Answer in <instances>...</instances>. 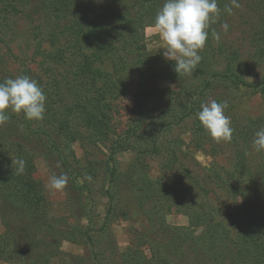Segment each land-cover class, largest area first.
Segmentation results:
<instances>
[{
    "label": "trees",
    "instance_id": "obj_1",
    "mask_svg": "<svg viewBox=\"0 0 264 264\" xmlns=\"http://www.w3.org/2000/svg\"><path fill=\"white\" fill-rule=\"evenodd\" d=\"M247 1L238 0L243 6H248ZM164 2L0 0V18L18 10L33 24L47 21V39L55 47L53 60L57 68L49 72L53 76L41 85L47 97L44 119L27 120L22 113H10L9 122L0 127L3 230L0 261L6 264H53L55 259L60 264H264V151L257 152L253 147L255 133L264 128V112L245 113L243 108L239 109L238 99L233 102L216 99L228 104L226 109L234 129L228 142L229 166H222L224 177L215 171L195 176L185 163H179L178 155L173 161L159 163V176L151 175L149 160L175 157L177 143L180 144L179 140L170 144L158 135L196 115L205 93L228 84L240 94L264 98V73L258 83H249L244 79L247 67L240 60L239 50L219 42L217 46L213 44L216 34H220L217 28L230 19L226 8L231 7V0H217L219 18L208 29L206 46L200 52L202 60L192 75H178L172 62L149 56L144 32L154 24ZM253 5L256 10L250 5L249 12L261 14L254 24L257 29L250 44L256 60H260L258 64L262 65L264 0ZM236 9L232 10L231 22ZM215 51L220 55L228 52L223 56L220 70L209 67L216 61ZM129 76L136 83L132 92L135 120L107 146L104 172L109 188L104 196L108 204L101 227L95 229L97 215H92L89 203H79L78 197L85 194L81 174L96 165H82L80 160H74L71 145L80 138L82 128H86L94 141L97 134H107L111 101L126 92ZM157 81L173 83L174 88H150ZM156 97L167 106L150 115L145 104ZM192 126L190 133L199 147L205 131L198 117ZM32 140L44 141L48 153L58 156L69 175L74 172L79 176L78 180H71L68 189L74 200L71 207H75L69 218L63 215L54 218L52 203L47 200L41 183L33 178L36 155L28 146ZM125 153L131 158L120 169L117 156ZM17 159L26 162L22 174L16 172ZM255 159H259L257 164L251 162ZM119 183L135 197L134 205L147 229L141 233L134 231L122 253L106 257L101 247L105 230L119 212L121 216L127 212L121 200L111 195V188ZM213 183L225 191L240 190L243 194L238 207L227 209V204L216 197ZM172 212L185 215L187 226L167 225L164 217ZM75 216H82L87 222H70ZM77 240L85 247L83 252L61 250L63 243L76 244Z\"/></svg>",
    "mask_w": 264,
    "mask_h": 264
},
{
    "label": "rangeland",
    "instance_id": "obj_2",
    "mask_svg": "<svg viewBox=\"0 0 264 264\" xmlns=\"http://www.w3.org/2000/svg\"><path fill=\"white\" fill-rule=\"evenodd\" d=\"M259 2V0H248L247 5H241L239 9H236L233 14L232 22L230 19H226L229 25L228 31H224L221 25L217 28L219 31V39H215L213 44L217 46L219 43L227 45L230 49H237L241 55V59L247 67L244 79L249 83H258L261 76L264 73V64L259 65L260 60H256L257 56L254 54V49L250 44L252 35L256 31L255 23L259 21L261 13L254 15L255 12H249V6L253 5V2ZM47 23V21H46ZM41 21H36L34 24L30 22L22 11L16 10L14 14L7 15L0 18V80L5 78H15L19 75H26L32 80H35L40 87L42 83L48 81L53 75L49 72L55 69V63L53 60V52L55 47L47 39L48 24ZM255 24V25H254ZM39 26V27H35ZM36 28V29H35ZM219 42V43H218ZM144 43L146 52L149 56L163 55L164 43L158 33L152 26L147 27L144 32ZM218 43V44H217ZM54 48V49H53ZM216 50H219L216 49ZM226 53L215 51V63L209 65L214 70L222 69L223 56ZM165 59V58H164ZM208 57L206 58L207 61ZM60 71V69H59ZM57 73V71H53ZM134 81L131 76L127 84H125L126 92L111 102V109L109 110V130L106 135L97 134V139L94 141L87 132L86 128L80 130V138L71 145L73 152L72 156L74 160H80L82 165L92 163L96 167L89 169L81 174L82 183H85V196L78 197L79 203H89L93 208V214L97 215V224L95 229L101 227L104 221L105 211L107 208L108 200L105 193L108 189V182L105 176L104 169L106 167L108 148L116 136L123 133V131L132 125L135 120V111L132 103V92L135 89ZM172 84H167L163 81H157L152 83L150 88L154 89H167L174 88ZM233 87L228 84H222L221 87H217L210 92L204 94V102L209 99H227L228 102L239 100V109L243 108L245 113H260L264 112V98L261 95L250 96L246 94H240ZM217 102H222L218 101ZM149 108L150 115L156 114V110L164 109L167 104L163 102L161 98H152L145 104ZM228 105V104H227ZM230 112L225 109V115L229 116ZM242 115V114H241ZM197 117L192 115L191 117L183 120L178 126L171 127L163 133L158 135L161 140L167 141L170 144H180L176 150L175 157L168 158L159 156L149 160V167L151 169L152 176H159L160 168L159 163H167L179 157V163L188 167L189 171L196 174H211L216 172L224 177V168L229 166V157L231 156V146L228 142L214 140L208 132L205 131V137L202 138V143L199 147H196L197 141L191 136L192 121ZM243 119V118H240ZM37 125V124H35ZM47 128V127H46ZM95 139V138H94ZM33 142L28 145L35 151V171L33 178L41 183L44 188L47 200L53 205V216H67L68 218L74 213L73 196L69 192V185L71 180L79 178L74 172L69 173L64 169L61 163L57 160V155H50L47 151V144L44 145V141L32 140ZM254 154L256 152H253ZM162 155V154H161ZM131 156L128 153L120 154L117 159L121 163L120 169H124L128 164ZM74 162V161H73ZM252 163L257 164L259 159L251 160ZM60 167H57V165ZM223 166V167H222ZM77 168V167H75ZM99 172H96L98 171ZM96 172V173H95ZM61 173H67L69 181L66 188L63 191H52L49 189L48 180L53 174L59 175ZM190 173V172H188ZM213 174V173H212ZM91 177V180L88 179ZM216 193V197L220 199L221 203L227 204V209L234 210L238 207L242 201V194L240 190L233 188L230 190H223L217 188V185L211 184ZM240 187V186H238ZM112 191V192H111ZM111 195L114 198L121 200L122 206H125L126 216H121L120 212L118 218L105 230V234L102 238V251L107 257L112 253H122L128 246L132 239L134 231L141 233L146 231V224L137 212V208L134 205L135 197L126 190V187L121 185H115L111 188ZM240 193V194H238ZM72 197V198H71ZM66 209H70L66 212ZM68 213V214H67ZM63 219V217H62ZM79 221L81 224H85L87 221L82 216H75L70 218L69 221ZM165 223L172 227H185L187 226V217L183 214L172 212L165 215ZM2 225L0 223V233L2 232ZM85 247L77 240L76 244L63 243L61 250L65 253H81ZM104 249V250H103ZM60 264L58 259L54 260L53 264ZM0 264H6L0 261Z\"/></svg>",
    "mask_w": 264,
    "mask_h": 264
},
{
    "label": "clouds",
    "instance_id": "obj_3",
    "mask_svg": "<svg viewBox=\"0 0 264 264\" xmlns=\"http://www.w3.org/2000/svg\"><path fill=\"white\" fill-rule=\"evenodd\" d=\"M240 6L238 0H231V7H227L226 11L231 15L233 8ZM219 15L217 0H165L152 27L158 31L164 43L163 57L173 63V70L178 75L193 74L202 60L200 52L206 46L208 29L217 22ZM221 27L226 32L229 25L223 23ZM216 39H219L218 34ZM46 100L43 89L28 76L5 78L0 82V127L9 122L10 113H22L27 120L42 121ZM200 108L197 117L208 134L217 142H231L234 129L230 117L225 115L227 103L209 99L201 103ZM253 147L257 152L264 151V128L255 133ZM14 163L17 174H22L26 162L17 159ZM88 179L91 180V177ZM68 181L67 173L53 174L47 186L59 192L66 188Z\"/></svg>",
    "mask_w": 264,
    "mask_h": 264
}]
</instances>
